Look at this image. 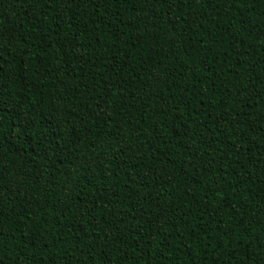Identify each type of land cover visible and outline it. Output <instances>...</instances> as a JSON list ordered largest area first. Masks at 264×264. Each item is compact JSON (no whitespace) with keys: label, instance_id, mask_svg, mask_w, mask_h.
Instances as JSON below:
<instances>
[{"label":"trees","instance_id":"1","mask_svg":"<svg viewBox=\"0 0 264 264\" xmlns=\"http://www.w3.org/2000/svg\"><path fill=\"white\" fill-rule=\"evenodd\" d=\"M0 264H264V0H0Z\"/></svg>","mask_w":264,"mask_h":264}]
</instances>
